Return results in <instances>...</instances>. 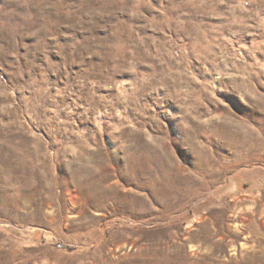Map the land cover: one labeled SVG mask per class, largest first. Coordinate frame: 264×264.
Instances as JSON below:
<instances>
[{"label": "rangeland", "instance_id": "374dc122", "mask_svg": "<svg viewBox=\"0 0 264 264\" xmlns=\"http://www.w3.org/2000/svg\"><path fill=\"white\" fill-rule=\"evenodd\" d=\"M0 264H264V0H0Z\"/></svg>", "mask_w": 264, "mask_h": 264}]
</instances>
